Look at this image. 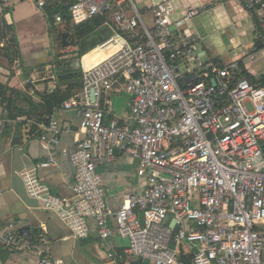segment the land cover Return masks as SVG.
<instances>
[{
	"label": "built area",
	"instance_id": "2783aa9c",
	"mask_svg": "<svg viewBox=\"0 0 264 264\" xmlns=\"http://www.w3.org/2000/svg\"><path fill=\"white\" fill-rule=\"evenodd\" d=\"M244 2L258 14L264 34V0ZM36 3L41 8L45 1ZM64 4L74 22L105 17L111 32L94 48L105 57L88 68L79 60L81 86L55 109L73 111L82 134L73 146L61 148L74 168L73 195L58 197L38 179L36 168L52 164L49 158L19 171L28 197L57 214L75 238L88 235L93 219L98 237L106 240L113 220L117 234L128 241L118 260L264 264V85L249 80L238 62L215 59L204 69L196 52L198 35L183 28L198 8L185 10L172 30V0L153 5L152 29L143 25L131 0ZM258 59L264 62V44L246 56L250 62ZM112 91L129 97L125 120L105 119V95ZM6 122L0 116V128ZM60 134L57 120L50 118L39 139L46 148L58 146ZM115 148L136 159L135 172L145 187L125 194L111 210L97 167L116 159ZM28 244L12 223L0 227V246ZM42 253L34 264H64Z\"/></svg>",
	"mask_w": 264,
	"mask_h": 264
},
{
	"label": "crops",
	"instance_id": "0c3cea01",
	"mask_svg": "<svg viewBox=\"0 0 264 264\" xmlns=\"http://www.w3.org/2000/svg\"><path fill=\"white\" fill-rule=\"evenodd\" d=\"M44 1V6L40 8L36 0H0V31L4 34L0 40V88L5 89V94L0 95V116L7 117L5 126L0 128V227L12 223L18 232L21 228H30L29 244L24 249L0 246V264H34L40 250H43L42 254L47 253L62 260L64 264H130L133 257L117 259L123 255L128 241L117 234L113 220L108 224L112 235L106 240L98 237L93 219L88 220V235L75 238L57 214L40 206L27 205L11 188L13 167L29 163L32 164L30 167H35L52 158V164L36 168L38 179L58 197L70 198L73 195L74 168L70 159L61 153V148L73 146L82 137L78 129L79 120L73 111L54 110L51 115H47L43 98L44 94L57 88L62 91L65 89V82L57 78V63L59 59L72 55L65 51L66 47L60 45V33L67 32V40L73 44L72 32L65 30L62 20L55 19L60 13L54 15L53 23L45 13L46 6L64 4V0ZM131 1L143 25L152 29V9L159 0H138L139 7L136 6L137 2ZM172 1L175 9L170 17L171 27L188 8L200 9L199 14L187 20L183 26L185 30L198 35L200 43L196 46L197 54L202 48L208 61L219 59L222 63L238 62L247 73L253 70L246 56L254 47L264 44V34L258 14L254 9L247 8L244 0ZM127 6L124 4L127 14L131 16L133 12ZM106 19L78 44L79 48H92L84 54V68L105 57L104 50L94 48L110 35L111 22ZM71 20L77 24L72 17ZM54 32L57 40L53 37ZM11 45L17 53L9 60L4 49ZM73 52L76 49L73 48ZM47 67L53 71H45ZM263 75L264 70L251 74L254 78ZM105 100L106 120L117 117L122 121L128 117L127 94L121 91L108 92ZM7 101H11L14 108L11 115L14 117H9L4 109ZM50 118L57 120L61 128L60 144L46 148L41 144L39 135L45 121ZM136 165V159L119 149L114 161L97 167L102 176L107 206L111 210L118 208L125 194L143 191L145 181L136 175ZM137 214L140 216V212ZM109 253L114 255L113 258L108 257Z\"/></svg>",
	"mask_w": 264,
	"mask_h": 264
},
{
	"label": "trees",
	"instance_id": "16d2710c",
	"mask_svg": "<svg viewBox=\"0 0 264 264\" xmlns=\"http://www.w3.org/2000/svg\"><path fill=\"white\" fill-rule=\"evenodd\" d=\"M45 13L48 16L49 21L52 23L54 21V15L56 13H60L62 23L65 25V30L68 32H72V36H71L72 42L74 43L76 41V44H79L80 42H82L86 37H88L98 27H100L103 24V22L105 21V17L96 16V17L89 18L85 21H82L80 23H77V24L73 23L71 20V16L69 14V11H68L67 4H60V5H57L56 3L50 4V5L46 6ZM3 35L4 34H2V32L0 31V40L3 37ZM73 37H74V39H73ZM107 38H108V36L105 39H107ZM12 47H13V45L7 46L4 49V50H6V52H4V54L10 58L9 60H11V56L14 55V53H17V52H15V50L13 51ZM80 49H81V52H77V53H79L78 57H81L82 55H84L86 52H88L92 48L91 49L90 48L83 49L80 47ZM1 51L2 50L0 48V53H1ZM240 66L243 68V66L241 64H240ZM57 67H58V64H57ZM243 74L249 80L264 85V75L260 76L259 78H254L253 76L248 74L245 69H243ZM57 76H58L57 78L60 80V82H65L66 86H65V89L63 91L61 89L57 88L56 90H54L50 93L44 94L43 98H44V103H45V105H44L45 106V113L47 115H51L53 113V111L64 100L69 98L74 93V91L79 89L81 86L80 69L78 71H75V72H72V71H68L67 73L61 72ZM0 89H1L0 95L3 96L5 94V89H3V88H0ZM2 102L4 103L5 100H3ZM4 109H5L6 113H8L9 117L15 116V115H11V110H14L13 106H11V101H7L6 105L4 106ZM48 122H49V120H46L45 124H47ZM182 259L185 261H189V259L184 258V257ZM130 264H148V263L140 260L139 258H134V260Z\"/></svg>",
	"mask_w": 264,
	"mask_h": 264
},
{
	"label": "water",
	"instance_id": "95a60500",
	"mask_svg": "<svg viewBox=\"0 0 264 264\" xmlns=\"http://www.w3.org/2000/svg\"><path fill=\"white\" fill-rule=\"evenodd\" d=\"M171 29H174V27L172 26ZM60 45L62 47H68L70 46V41L67 40L68 37V33L67 32H61L60 33ZM198 56L200 57V59L202 60L203 64L205 65L204 69H209L210 68V64H208V56L205 53V51L201 48V52L198 54ZM68 61V65L71 64L69 67H66V62ZM73 63V56H69V57H63L61 59L58 60V68H57V74H60L61 72L67 73L68 71H70V69L75 66V69L73 71H78L80 69V62L79 60H75L74 64ZM214 80H212V84H214ZM119 149L115 148V153H118ZM22 159L25 161V158L22 157ZM32 164L29 163L28 165L24 164L21 167L18 168H12V175H11V188L14 189L18 196L29 206L31 207H37L38 206V202L36 199L30 198L28 197L26 191H25V187L24 184L22 182L21 177L19 176V171L24 169V168H28L30 167ZM30 228L29 227H24L20 229V232H26L27 237H30ZM178 231V227H174V232Z\"/></svg>",
	"mask_w": 264,
	"mask_h": 264
},
{
	"label": "rangeland",
	"instance_id": "374dc122",
	"mask_svg": "<svg viewBox=\"0 0 264 264\" xmlns=\"http://www.w3.org/2000/svg\"><path fill=\"white\" fill-rule=\"evenodd\" d=\"M135 3L137 2V4H136V6L137 7H139L138 5V0H133ZM53 37H54V39L55 40H57V34H55V32H54V35H53ZM58 43V42H57ZM73 48L74 49H76V52L74 53L73 52ZM65 49V51L66 52H68V53H70L72 56H75L76 58H77V60H79V57H78V54L79 53H77V52H81V49L79 48V46H78V44H76V41L73 43V44H71V46H69V48L68 47H66V48H64ZM74 53V54H73ZM258 60H260V59H258ZM249 62V64H250V66L252 67V69L253 70H248V72L250 73V75L252 74H254V72L255 73H259L261 70H264V62L262 61V60H260V61H258V62H250V61H248ZM248 73V74H249ZM147 262V261H146Z\"/></svg>",
	"mask_w": 264,
	"mask_h": 264
},
{
	"label": "flooded vegetation",
	"instance_id": "af4514ba",
	"mask_svg": "<svg viewBox=\"0 0 264 264\" xmlns=\"http://www.w3.org/2000/svg\"><path fill=\"white\" fill-rule=\"evenodd\" d=\"M77 58L76 57H73V63H72V65L74 64V61L76 60ZM66 67H69L71 64H69L68 65V61L66 62ZM75 69V66H73L71 69H70V71H72V72H75V71H73Z\"/></svg>",
	"mask_w": 264,
	"mask_h": 264
},
{
	"label": "bare ground",
	"instance_id": "6f19581e",
	"mask_svg": "<svg viewBox=\"0 0 264 264\" xmlns=\"http://www.w3.org/2000/svg\"><path fill=\"white\" fill-rule=\"evenodd\" d=\"M86 54H87V53H86ZM86 54H85V55H86ZM85 55H83V56L81 57V64L83 63V60H84V56H85ZM102 59H103V58H102ZM102 59H100V60H102ZM100 60H99V61H100ZM99 61H98V62H99ZM88 67H89V66H88ZM88 67H86V68H88Z\"/></svg>",
	"mask_w": 264,
	"mask_h": 264
}]
</instances>
